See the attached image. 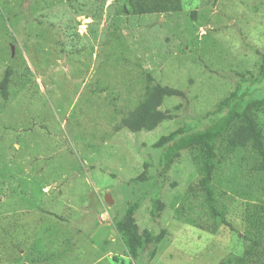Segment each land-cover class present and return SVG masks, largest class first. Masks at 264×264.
Masks as SVG:
<instances>
[{"label": "rangeland", "instance_id": "obj_1", "mask_svg": "<svg viewBox=\"0 0 264 264\" xmlns=\"http://www.w3.org/2000/svg\"><path fill=\"white\" fill-rule=\"evenodd\" d=\"M263 50L264 0H183L179 12L142 15L129 0H0V264H264V228L250 226L264 225V179L250 151L226 152L215 174L227 225L198 190L196 152L159 178L153 147L207 127L259 76ZM151 77L184 95L164 98L172 117L133 132L122 118ZM254 85L264 96V79ZM145 162L151 186L134 180ZM141 196L133 222L146 247L133 258L117 224Z\"/></svg>", "mask_w": 264, "mask_h": 264}, {"label": "trees", "instance_id": "obj_2", "mask_svg": "<svg viewBox=\"0 0 264 264\" xmlns=\"http://www.w3.org/2000/svg\"><path fill=\"white\" fill-rule=\"evenodd\" d=\"M131 12L142 15L148 8H164L168 13L179 12L183 9V0H129ZM122 9L118 14H123ZM260 52V51H258ZM264 52V50H263ZM145 85L142 98L138 101L134 116H124L123 123L133 132L152 131L172 114L163 110L162 104L166 96H182L184 92L169 85L155 81L153 77ZM264 79V53L259 63V76L255 80L243 79L230 95L224 97L218 104L215 117L204 129L188 131L184 127L178 128L169 134L162 135L154 144V148L163 149V169L158 177H164L173 163L179 159L182 152L193 150L196 152L200 180L198 190L205 194V200L212 215L220 222L229 225L223 213L218 208V196L214 184L215 174L225 153H232L237 148L249 150L253 158L254 168L263 174L264 179V129L258 119V113L264 112V96L254 95L260 88L255 89V82ZM10 82V71L1 81V92L6 96ZM249 82V83H247ZM149 163L145 162L143 172L134 178L138 182H147L149 186L155 183L148 174ZM141 196L136 201H128L124 217L118 222L117 230L130 248V254L137 258L140 251L146 247V240L138 232L133 222L136 212L142 205ZM152 217L158 221L163 209L160 193L152 196ZM262 208V206H261ZM250 226L258 234L264 225L259 221H252ZM165 232L164 229L162 231ZM240 258L238 262L243 261Z\"/></svg>", "mask_w": 264, "mask_h": 264}, {"label": "water", "instance_id": "obj_3", "mask_svg": "<svg viewBox=\"0 0 264 264\" xmlns=\"http://www.w3.org/2000/svg\"><path fill=\"white\" fill-rule=\"evenodd\" d=\"M109 198H111V196H110V195H108V197H107L108 201L110 202V201H111V199H109Z\"/></svg>", "mask_w": 264, "mask_h": 264}]
</instances>
